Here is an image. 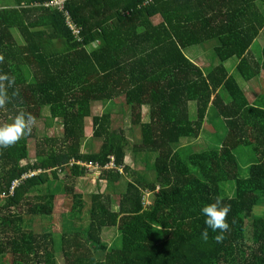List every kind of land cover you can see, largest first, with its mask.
<instances>
[{"label":"trees","instance_id":"obj_1","mask_svg":"<svg viewBox=\"0 0 264 264\" xmlns=\"http://www.w3.org/2000/svg\"><path fill=\"white\" fill-rule=\"evenodd\" d=\"M49 1L0 0V74L15 78L0 118L24 112L35 121L47 108L62 128L59 139L40 140L32 163L21 165L29 160L27 134L0 147V263L57 264L53 234L28 226L53 217L61 196L71 200L59 235L63 264H264V109L249 103L223 66L235 58L245 82L260 75L264 52L261 64L250 47L264 30V0H67L64 12L44 7ZM212 40L220 64L204 74L184 51ZM120 98L129 108L134 152L156 155L153 180L128 181L116 210L111 195H90L88 224L74 228L85 206L74 182L90 174L86 166L100 170L106 189L131 172L124 133L112 129L108 111L91 114L94 103ZM210 109L224 121L223 140L183 159L180 141L199 137ZM87 121L90 136L101 140L96 152L82 151ZM242 147L254 162L246 178L234 154ZM110 158L114 169L107 168ZM145 194L152 196L147 206ZM217 199L230 206L229 227L209 229L204 241L201 208ZM107 229L119 235V248L102 241Z\"/></svg>","mask_w":264,"mask_h":264},{"label":"rangeland","instance_id":"obj_2","mask_svg":"<svg viewBox=\"0 0 264 264\" xmlns=\"http://www.w3.org/2000/svg\"><path fill=\"white\" fill-rule=\"evenodd\" d=\"M1 4L7 5V1H2ZM12 34L17 43H22V39L19 34L13 30ZM218 45L217 41L212 40L201 45L188 48L185 53L192 52L194 58L196 59L195 64L200 67L204 74H208L212 68L218 66L220 63L214 55V48ZM250 52L252 56L262 64V55L264 52V30L259 34L257 39L253 42L250 47ZM237 60L232 58L225 63H223L224 68L227 70L228 74L236 81L240 89L244 92L249 103L255 107L264 109V67L260 75L249 82H245L236 71ZM223 98H226L225 93H221ZM188 116L190 120H194L196 117V106L194 102L188 103L187 106ZM104 111H108L112 119V129L119 132L122 131L125 135L127 141L126 147V158L124 161L125 166H127L131 172L124 174L122 180L114 186L107 187L102 181H98L97 172L86 175L80 179L75 180L74 189L80 192L83 196V201L85 203L84 210L81 214V221L77 223L75 221L74 228L77 226H86L88 224L87 210L90 207V195L101 192L111 195L112 209L116 210V201L121 193L125 189V184L128 181H133L137 179L138 176L143 177L144 180L150 182L153 180V162L155 159V154H138L133 150V135L130 128V112L129 108L124 105L122 98L115 100L110 103H94L91 107L92 116H97ZM148 112V111H147ZM146 108H143V122L148 121V113L146 114ZM10 118H0V125L11 123ZM87 128L85 131V138L82 143V151L84 153L96 152L101 144V140L93 139L90 135V122L87 121ZM226 134V128L224 121L217 117L215 112L210 109L207 113L203 128L197 139H182L180 141V154L183 159H186L190 154L199 153L208 149L217 148ZM62 135V128L59 121H52L49 118V113L47 108L42 109V113L39 119L32 122L31 131L27 133L29 138L28 150H29V160L21 162V165L32 163L35 161V153L41 148L40 140L43 138H53L59 139ZM24 136V135H22ZM183 146V147H182ZM238 167L239 174L241 178H246L248 176V166L253 162V156L248 148L242 147L234 151ZM64 173L59 174V195L62 193V185H64ZM232 182H229L224 189L226 196L232 194L231 187ZM107 191V192H105ZM66 198V199H65ZM61 198L59 196L58 202H56V209L53 217L46 218L42 217L36 219L33 222H28L30 225L28 227L32 228L34 231H48L53 234L55 242V252L57 264H63L62 256L60 254V232L62 224L64 223V218L62 214H66L71 206L70 198ZM152 196L146 195L143 198L144 206L151 203ZM264 208V207H263ZM255 214H261L260 209L255 210ZM67 215V214H66ZM65 215V216H66ZM76 225V226H75ZM102 241L108 245L115 248L120 247V237L116 234L113 229L103 230L101 235ZM250 237V234H247ZM116 240V242H115ZM115 242V243H114ZM114 243V244H112ZM250 241L246 242V246L249 247ZM1 262V259H0ZM1 264V263H0Z\"/></svg>","mask_w":264,"mask_h":264},{"label":"clouds","instance_id":"obj_3","mask_svg":"<svg viewBox=\"0 0 264 264\" xmlns=\"http://www.w3.org/2000/svg\"><path fill=\"white\" fill-rule=\"evenodd\" d=\"M6 82V83H5ZM15 83V78L8 74H0V106L10 102L8 89L12 88ZM33 118L24 112H18L11 123L0 125V147H8L16 143L22 135L31 131ZM230 211V206L223 204L219 199L211 204H206L201 208V214L205 217V228L200 235L204 241L209 238L208 230L221 233L229 227L226 222V216ZM217 241L221 239L220 235L215 237Z\"/></svg>","mask_w":264,"mask_h":264},{"label":"built area","instance_id":"obj_4","mask_svg":"<svg viewBox=\"0 0 264 264\" xmlns=\"http://www.w3.org/2000/svg\"><path fill=\"white\" fill-rule=\"evenodd\" d=\"M67 0H50L49 2L45 3L43 6L44 7H49V8H54L60 12H64V5H65V2ZM151 0H144V4H147V3H150ZM66 16V25L67 27L69 28V30H71V32L74 34V35H78L79 32L78 30L75 28V26L71 23L70 19L68 18L67 14H65ZM86 168L88 169V172H97L98 176H99V173H100V170L97 168V167H91V166H86ZM107 168H110V169H114V164H113V158H110V163L108 164ZM39 172H33V173H30L28 175H25L22 177V179H26V178H29L35 174H37ZM18 185V181H15L12 183V186L10 188V194L12 193V190L15 186Z\"/></svg>","mask_w":264,"mask_h":264},{"label":"crops","instance_id":"obj_5","mask_svg":"<svg viewBox=\"0 0 264 264\" xmlns=\"http://www.w3.org/2000/svg\"><path fill=\"white\" fill-rule=\"evenodd\" d=\"M184 54L186 55V53H185V51H184ZM194 55L195 54H192V52H190V53H188V55H186L194 64H195V62H196V59L194 58ZM199 67V66H198ZM143 108H146V114L148 113L147 111H148V107H146V106H143L142 108H141V114H142V110H143ZM145 114V115H146ZM142 120H144V118H143V115H142ZM98 177V176H97ZM98 179V178H97Z\"/></svg>","mask_w":264,"mask_h":264}]
</instances>
